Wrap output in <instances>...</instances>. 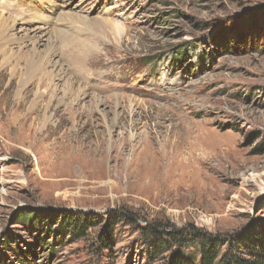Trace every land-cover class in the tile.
<instances>
[{
  "label": "rangeland",
  "instance_id": "374dc122",
  "mask_svg": "<svg viewBox=\"0 0 264 264\" xmlns=\"http://www.w3.org/2000/svg\"><path fill=\"white\" fill-rule=\"evenodd\" d=\"M3 1L90 52L45 35L27 99L26 63L8 87L0 61V264H199L206 235L264 251V0ZM159 156L169 195L128 192Z\"/></svg>",
  "mask_w": 264,
  "mask_h": 264
},
{
  "label": "bare ground",
  "instance_id": "6f19581e",
  "mask_svg": "<svg viewBox=\"0 0 264 264\" xmlns=\"http://www.w3.org/2000/svg\"><path fill=\"white\" fill-rule=\"evenodd\" d=\"M19 3H21V2H16V4H12L9 1L7 3H1V0H0V61H2L4 65L12 67V71H11V73H9L10 79H9L8 87L13 85L14 80L17 79L16 77L18 76V74L20 72L18 70V67H17L19 62L23 61L24 63H26L25 73H24L25 80H24V82L19 83L20 87H18V88H20V89L17 91V93L20 95H23V97H25V99H27V94L29 92H27L25 90L26 89L25 84H28V85L30 84L29 88L33 87L32 88V90H33L40 83L38 81L41 78L42 70L44 68V65L41 64V60L43 61L44 57H43V59L39 58L40 64H37L36 62H34V59L38 58V55L36 52V47H37V45H39V46L41 45V42H43V37L45 35L50 36V34H51V37H53V39L56 42H59L60 44H66L65 46H63L64 51H66V52H64V55H66V56L67 55H69L71 57H74V56L76 57L79 55L81 56V55H84L85 52L89 51V49L86 50L87 47L81 45V43L78 44L79 42H74L75 38L68 36L65 32H63L61 30H58V31L52 30L53 32H51V27L49 25V21H50L49 18H46L45 16H42V15H37L35 13H31L32 11L30 9H24L23 10L21 8L22 9L21 10V9H19V7H21ZM79 10H80V8H79ZM69 11L71 12V10H69ZM69 11H68V13H69ZM17 12L19 13L17 18L11 17V13L12 14L15 13V15H16ZM60 12H57V14L58 13L61 14ZM69 15H70V13H69ZM65 17H66V15H65ZM60 18H62V17H60ZM70 18H71V16L69 17V19ZM59 22H61V21H59ZM62 22H64V21H62ZM17 27H19L18 31L20 33L25 32V31L27 33V34L25 33V37L21 41L18 40L15 36V31L17 30L16 29ZM35 37H39V40L33 41V39ZM53 39L51 38V41H49V42L53 43L52 42ZM16 45H24L25 47H27V45L31 46L32 47L31 53L25 54L23 52H20L18 54H10V51ZM47 53L49 54L48 56H46L47 58L51 57L52 54L54 55V52L53 51L50 52V50ZM73 54H76V55H73ZM81 59H83V58H81ZM11 60L13 63H11ZM46 60H49V59H46ZM14 61H15V63H14ZM45 74H47V73H45ZM18 79H20V77ZM30 81H32V82H30ZM34 81H36V84ZM3 96H4V94H3ZM25 99L22 101L20 100L21 102H18L16 104V106H14L15 107L13 109L14 113L22 107L21 104L25 101ZM32 110H34V108ZM35 113L36 112L33 111L30 113V115L33 116V115H35ZM30 115L27 118L31 117ZM17 117H18V115H17ZM146 160L147 161L145 164H149L148 168L150 169L149 171L151 172V175L149 173V176L147 175V177H146V175L140 176L139 173L138 174L135 173L136 174V175L134 174L136 176L135 178L130 177V176H129L130 178L127 177V180H126L127 184L131 183L130 179H132V178L135 180L134 183L138 184V185H135V187H132L130 189L131 191H128V190L127 191L133 192V193L136 192V194L139 193V194H143V195H147V196H159L162 192L163 193L165 192V194H168L170 192V189H171L170 180L173 176H175V172H174L175 171V168H174L175 163H174V161H172L170 159L168 160L166 156L165 157L164 156L152 157V158H148ZM144 170H145V168H144ZM145 174H146V172H145ZM148 179L150 182L148 185H146L145 182L147 183ZM151 180L153 181V183ZM172 180H174V179H172ZM142 182H143V184H142ZM178 183H179V181H178ZM173 185H174V183H173ZM203 186H205V185H203ZM136 187H139V188H136ZM126 188H130V187L126 186ZM199 190H198V192H199ZM201 191H203L202 188H201ZM209 191H211V190H209Z\"/></svg>",
  "mask_w": 264,
  "mask_h": 264
},
{
  "label": "trees",
  "instance_id": "16d2710c",
  "mask_svg": "<svg viewBox=\"0 0 264 264\" xmlns=\"http://www.w3.org/2000/svg\"><path fill=\"white\" fill-rule=\"evenodd\" d=\"M78 222H73V226L77 228ZM86 227V226H85ZM84 226H79L82 231ZM100 241L105 244V241ZM198 244L199 249V264H264V251L260 252L259 247H242L240 244H235V241L220 239L212 235H206L203 238H195L192 240ZM106 249H109L108 244ZM226 246L224 251H220L221 247ZM242 249L246 252H243ZM176 264H192L186 260H179Z\"/></svg>",
  "mask_w": 264,
  "mask_h": 264
}]
</instances>
